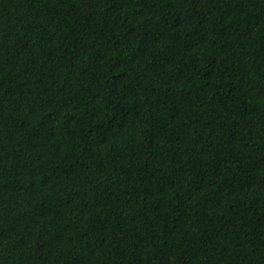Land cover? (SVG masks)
<instances>
[{
  "label": "trees",
  "instance_id": "trees-1",
  "mask_svg": "<svg viewBox=\"0 0 264 264\" xmlns=\"http://www.w3.org/2000/svg\"><path fill=\"white\" fill-rule=\"evenodd\" d=\"M0 264H264V0H0Z\"/></svg>",
  "mask_w": 264,
  "mask_h": 264
}]
</instances>
